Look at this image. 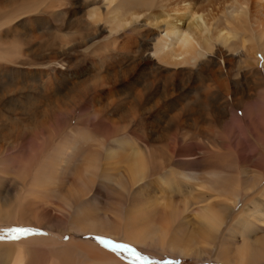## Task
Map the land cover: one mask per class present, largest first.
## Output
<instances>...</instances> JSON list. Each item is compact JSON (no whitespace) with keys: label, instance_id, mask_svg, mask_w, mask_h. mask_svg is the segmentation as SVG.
Listing matches in <instances>:
<instances>
[{"label":"bare ground","instance_id":"bare-ground-1","mask_svg":"<svg viewBox=\"0 0 264 264\" xmlns=\"http://www.w3.org/2000/svg\"><path fill=\"white\" fill-rule=\"evenodd\" d=\"M88 5H93V10L90 11V19H83L85 33L90 30V35H87L91 36V40L101 31L108 34L106 41L95 44L92 42L88 47L94 53L92 61L98 69L93 76L98 87L95 85L93 89L103 92L97 99L96 111L100 114H105L112 108L116 97L124 93L125 89L122 91L118 88L119 82L123 88L131 86L130 109L126 106L124 110L127 115L133 108L138 112H147L150 114L147 120L153 125L163 118L164 114L174 111L173 106H170V100L177 102L172 99L174 87H170L172 95L154 92L156 80L152 75L155 71L152 66L155 61L173 69L189 63L195 64L208 56L210 68L204 77L208 84L204 87L209 91L215 89L222 94L229 92L228 74L224 70L225 64L230 62L227 56H234L241 50V54L246 57L242 60L246 63L245 74L253 77L258 75L260 70L256 67L257 52L263 56L264 65V0H82V8H87ZM11 19L5 15L0 16V28L12 21ZM102 21H105V25H101ZM9 35L10 33L1 35L0 40ZM226 47L227 53L224 51ZM229 50L234 51L230 53ZM100 65L101 68L103 65L107 66L104 72H101ZM199 71H203L201 67ZM145 75L147 77L141 88H138L140 77ZM258 89L256 85L251 88L255 93ZM253 95H250V102L244 112L248 116L247 126L257 138L255 143H261L260 140L264 138V99L259 97L261 102L257 97L252 100ZM126 96L127 94L124 97ZM254 96H257V93ZM59 117L56 112L53 114L54 120ZM167 119L172 128L186 120H178L177 115H170ZM189 119L195 123L193 134H196V128L200 129L198 121L195 118ZM39 124L35 128L42 134L52 132V126ZM144 124L147 125V122ZM5 132L9 135L12 131L7 128ZM27 134L29 133H26V137L20 136L22 144L27 140L30 143L29 139L34 137L33 134ZM59 135L61 133H58ZM80 135L83 133L78 132L77 135L69 137L65 146L53 150L51 158L38 161L31 171L26 170L27 175L22 173L25 171L22 163H18L16 168L9 167L7 174H13L9 178H12L16 192L15 197L6 191L7 194H3L4 199L8 201L5 202L4 208H0V221H38L39 224L42 220L36 217L40 212L32 211L39 207L41 208L38 211L48 207L46 204L51 200L41 195V192L47 190L48 194L59 196L56 199L61 202L60 206L65 207L66 212H62L63 215H59L58 220L52 221L59 222L55 225L62 223L76 232L114 235L129 243L197 258H205L211 254L213 245L218 242L214 250L221 260L232 264L264 262V206L257 209L249 205L255 194L264 191V184L258 187L262 173L259 175L257 170H244L243 175L236 174L235 157L226 156L223 151H213L212 156L206 155L195 160L209 165V170L204 174L195 175L184 171L173 177L171 171L161 170L163 166L157 160V164H152V161L148 163L144 161L147 156L144 158L141 155L130 159V146L125 139L124 141L120 138L116 145L108 147L107 144L93 142ZM165 137L167 139L164 141ZM7 138V135H3L2 141ZM155 139L167 145L174 155L177 153L178 129H167ZM9 141L11 143V140ZM256 145L248 146H252V155L258 158L256 167L262 169L264 158L263 154L255 151ZM197 146L199 150H192L191 154L201 150V146L195 145ZM4 149L1 144L0 154L4 153ZM225 157L227 158L224 159ZM240 157L242 160L250 159L244 154H240ZM18 167L23 170L21 173ZM5 168L1 167L0 172ZM126 170L127 175L124 174ZM61 172L62 176L67 174V182L62 177L59 179ZM7 174L0 173V180L7 182ZM94 185L105 189L110 196L105 197L107 199L100 197L97 191H93ZM59 186L62 188L59 189ZM249 194H252L250 198ZM240 197L243 198L241 207L225 228H222L226 216L235 208ZM110 199L116 202L112 204ZM100 200L112 208L111 215L100 210ZM89 206H93L95 211ZM20 244L23 243H15L16 250L10 255L7 264H26L21 258ZM80 245H85L83 250L89 256L87 259L95 264H122L112 255H104L100 249H94L85 243ZM26 262L39 264L34 260L26 259Z\"/></svg>","mask_w":264,"mask_h":264},{"label":"rangeland","instance_id":"rangeland-1","mask_svg":"<svg viewBox=\"0 0 264 264\" xmlns=\"http://www.w3.org/2000/svg\"><path fill=\"white\" fill-rule=\"evenodd\" d=\"M81 3L82 0H0V16L5 15L8 19L12 18V21L6 22L7 24L0 28V36H6L10 33L7 38L0 40V145L2 144L5 148L4 153L0 154V159L4 157L0 162V168L6 167L0 173L7 174L9 167L16 168L18 163H22L25 171L18 167L19 172L23 171L22 173L27 175V171H31L38 161H47L53 156V150L56 147L65 146L69 137L82 132L83 135L80 136L83 138L107 144L108 147L116 145L120 138L125 139L130 146V159L139 155L144 158L147 156L146 159L142 157L144 161L148 163L152 161V164L160 162L163 166L161 170L171 171L173 177L184 171H189L195 175L204 174L205 171L209 170V165L204 162H195V160L204 158L206 155L210 157L213 151H223L226 152V156L235 157L234 171L236 174L243 175L244 170L248 172L257 170L259 175L262 173V180L258 187L263 186L264 167L262 169L256 167L258 158L252 155V146L249 147L248 145L257 144L255 151L263 154L264 158V144H262L264 138L262 141L260 140L261 143H255L257 138L247 126L246 119L248 116L244 112V108L250 102L248 100L250 95L255 93L251 90L254 85L259 88L257 91L260 92L256 91L257 96H254L255 93L252 100L255 97L259 101V97L264 99L263 56L258 52L255 54L256 67L260 70L258 75L256 74L254 77L245 74L246 63H243L242 60L246 57L241 54V50L234 56H227L230 62L225 64L224 70L228 74L229 92L224 94L215 89L209 91L204 87L205 84H208L204 78L210 68L207 62L208 56H205L206 59L198 60L195 64L189 63L173 69L154 60V67L152 66L155 70L152 75L155 76L156 80L154 92L172 95L170 87H174L172 99H176L177 102L170 100V106H173L174 111L164 114L163 118L165 119H158L153 125L149 124V120H147L150 115L147 112H138L133 108V111L127 115L124 110H126V106L129 108L131 105L132 95L129 93L131 86L123 88L122 83L119 82L118 88L122 91L125 89L124 93L116 97L117 100L111 106L112 108L108 109L105 114H100L96 111L97 99L98 95L103 92L93 89L95 85L98 87L93 77L98 69L92 61L94 53L88 47L92 42L95 44L106 41L108 34L101 31V33H97L94 40H91L90 30L85 33L83 19L91 18L90 11L93 10V5L82 8ZM101 23V25H105V21ZM101 25L98 26L102 27ZM34 33L35 35H33ZM86 36L89 37L86 38ZM225 49L224 51L227 53V47ZM233 51L229 50L230 53ZM248 66L250 67V65ZM106 67L103 65L101 68L100 65L101 72H104ZM198 67H201L203 71H199ZM145 77L147 76L140 77L137 84L138 88H141ZM182 78H184L183 81ZM164 86L167 88L165 89ZM126 94L127 96L124 97ZM55 112L60 116L58 120L53 118ZM170 115H177L178 120H181L180 118L186 120L172 128L168 125L169 120L167 119ZM189 118H195L198 121L197 124L200 129L196 128V134H193L195 123ZM145 122L147 125L144 124ZM39 123L52 126V132L42 134L35 128V126L40 125ZM189 125L193 129L187 127ZM7 128L11 129L12 132H9L11 136L5 132ZM167 129H178L179 144H177L178 151L175 155L168 150L167 145L159 143L155 139L158 135L165 133ZM26 133L33 134V139H29L33 145L28 143V140L24 144L21 143L20 136L26 137ZM58 133L61 135L58 136ZM186 134L189 136L187 137ZM3 135H7L9 138L2 141ZM234 138L237 140H233ZM166 139L167 137L164 138V141ZM195 145H200L201 150L193 155L191 154L192 150H199L198 146L195 147ZM240 154L249 156L250 159L242 160ZM144 161L142 162L145 163ZM62 174L63 172L60 173L59 179L62 177L66 181L67 174L63 176ZM124 174L127 175V170ZM5 176L9 178L13 174ZM11 180L12 178H9L7 182L0 180V208H4L8 201L4 199L3 194L8 192L9 195L15 197L16 191L14 190L16 189ZM61 188L59 186V189ZM64 189L65 186H63L62 191ZM101 189L98 185L93 187L94 192L97 191L100 197L107 199L105 197L110 196V194L105 189ZM41 195L48 197L47 199L51 201L46 204L48 207L42 208L40 211L38 210L41 207L34 211L31 210L32 212H40L38 218L36 217V219L42 220V222L39 221V224L38 221H32V223L18 220L0 221V235H4L6 230L13 227H25L33 230L32 235L21 237L18 240L9 239L7 236L0 239V262L3 264H7L10 255L15 252V243H23L20 244L21 258L26 264V259L34 260L39 264H95L87 259L89 256L83 250L85 245H80V243H85L97 250L100 249L104 255L108 257L112 255L122 264H232L215 255L214 249L218 242L213 245L211 254L205 258H197L146 245L129 243L114 235L76 232L68 229L62 223L55 225L59 222L52 220H58L63 215L62 212H65V207L60 206L61 202L56 199L59 197L56 194H48V191L44 190ZM251 195L249 194L248 198ZM115 196L119 198V196ZM109 201L112 204L116 202L114 199ZM242 202L243 198L240 197L235 208L226 216L222 228H225L232 216L241 207ZM105 203L100 200L98 206L102 212L110 214L112 208ZM249 205L261 209L264 206V191L255 194ZM89 207L93 212L95 211L93 206ZM41 217L42 219H39ZM43 220L45 221L43 222ZM99 239L111 240L114 244L127 245L147 259L143 262L134 261L128 251L119 249L112 251L110 247L106 248L100 244ZM50 257L53 259H49ZM259 264H264V262Z\"/></svg>","mask_w":264,"mask_h":264},{"label":"snow or ice","instance_id":"snow-or-ice-1","mask_svg":"<svg viewBox=\"0 0 264 264\" xmlns=\"http://www.w3.org/2000/svg\"><path fill=\"white\" fill-rule=\"evenodd\" d=\"M33 234V230L25 227H13L4 233V235H0V239L4 238V236H7L9 239L18 240L21 237H27L29 235ZM99 243L102 244L104 247L108 248L110 247L112 251L116 250H126L131 254L132 260L137 262H143L147 259V257L141 256L139 253H137L134 249L129 248L127 245L123 244H114L111 240H105V239H99Z\"/></svg>","mask_w":264,"mask_h":264}]
</instances>
